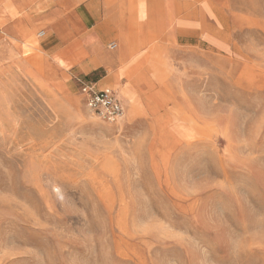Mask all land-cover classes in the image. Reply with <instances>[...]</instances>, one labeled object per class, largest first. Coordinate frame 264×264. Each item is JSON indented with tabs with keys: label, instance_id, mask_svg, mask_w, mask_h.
Returning a JSON list of instances; mask_svg holds the SVG:
<instances>
[{
	"label": "rangeland",
	"instance_id": "1",
	"mask_svg": "<svg viewBox=\"0 0 264 264\" xmlns=\"http://www.w3.org/2000/svg\"><path fill=\"white\" fill-rule=\"evenodd\" d=\"M135 1L91 71L0 0V264H264V0Z\"/></svg>",
	"mask_w": 264,
	"mask_h": 264
},
{
	"label": "crops",
	"instance_id": "2",
	"mask_svg": "<svg viewBox=\"0 0 264 264\" xmlns=\"http://www.w3.org/2000/svg\"><path fill=\"white\" fill-rule=\"evenodd\" d=\"M134 1L135 0H45V4L35 10L31 14L30 19L35 28L40 26L45 27L44 30L38 32V37H43L49 32L55 39H63L62 42L64 41L63 43L66 45V35L73 36L72 38L69 37L70 39L67 40L68 45L65 47H69L73 51L82 50V53L90 57L92 71L96 70L104 61L100 54L105 44H107L106 48L109 49V51L116 48L117 43L112 39L118 34L117 26L120 24L121 20L120 11L123 8L132 6ZM78 3H81V5L78 6L75 15L70 18L63 15V5L66 7H74L75 4ZM90 24L92 27L88 29ZM75 36H77L76 40L73 39ZM111 44H115L114 49L110 48ZM77 56V54L72 55V58ZM90 84H93L98 89H105L99 88L96 83Z\"/></svg>",
	"mask_w": 264,
	"mask_h": 264
},
{
	"label": "built area",
	"instance_id": "3",
	"mask_svg": "<svg viewBox=\"0 0 264 264\" xmlns=\"http://www.w3.org/2000/svg\"><path fill=\"white\" fill-rule=\"evenodd\" d=\"M110 48L114 49L115 44ZM79 95L87 110L102 120L117 122L124 116L120 97L112 89H98L93 84L79 81Z\"/></svg>",
	"mask_w": 264,
	"mask_h": 264
}]
</instances>
